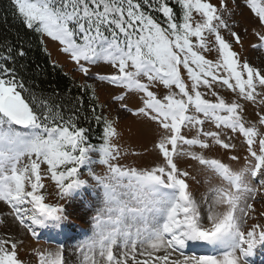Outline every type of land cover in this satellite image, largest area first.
<instances>
[{
    "label": "snow or ice",
    "instance_id": "snow-or-ice-1",
    "mask_svg": "<svg viewBox=\"0 0 264 264\" xmlns=\"http://www.w3.org/2000/svg\"><path fill=\"white\" fill-rule=\"evenodd\" d=\"M230 2L235 0H12L21 23L58 42L85 77L125 90L114 99L142 93L143 106L134 114L163 130L155 145L163 164L150 169L120 164L126 153L113 143L118 133L112 122L93 109L91 118L105 126L101 142L91 143L78 126L77 111L65 115L62 103L25 89L8 66L14 57L7 50L0 57V202L14 221L33 237L37 228H61L66 211L47 201L44 177L66 200L88 184L80 178L84 167L100 199L92 233L77 247L80 264H249L255 247L264 244V224L247 223L258 213L250 201L264 199V67L235 50L244 41ZM246 3L256 17L251 34L258 43L252 47L264 49V0ZM212 51L216 60L205 55ZM100 64L114 71L93 72ZM157 84L167 89L162 98L151 90ZM79 87L87 91L92 85ZM218 87L235 98L226 100ZM248 105L255 120L246 118ZM121 108L128 110L126 104ZM206 122L216 130H206ZM185 129L194 130L191 138ZM230 134L242 136L245 144L238 171L191 150L233 149ZM179 157L198 161L227 187L209 188L198 201L188 183L194 178L175 162ZM97 164L105 167L103 174L94 170ZM18 243L0 237V264H24ZM199 249L207 251L196 254ZM37 255L39 264H67L62 249Z\"/></svg>",
    "mask_w": 264,
    "mask_h": 264
},
{
    "label": "rangeland",
    "instance_id": "rangeland-1",
    "mask_svg": "<svg viewBox=\"0 0 264 264\" xmlns=\"http://www.w3.org/2000/svg\"><path fill=\"white\" fill-rule=\"evenodd\" d=\"M212 2L214 4H218L219 0H212ZM229 7L234 9V20L238 22L236 30L240 32L244 41L243 49L239 46H235V50L241 52L242 57L247 58L249 62L254 65L264 67V51L262 49H255L252 47V45L258 43L257 38L251 34L252 29L255 27V14L251 11L250 7H248L246 0H235V3L230 2ZM196 18L198 19L199 17ZM245 27L249 29L247 34L243 32ZM223 34L226 39L229 38L227 33ZM43 39L53 61L61 64L65 70L70 71L80 82L83 81L90 83L95 88L102 105L101 115L112 122L118 133V136L113 139V143L120 146L122 153H126L121 156L119 163L130 167L136 166L139 169H150L163 164L162 155L155 147L163 130L159 129L158 125L154 122H149L142 116L134 114L136 109L143 106V104L138 105V103H141L142 101V94L130 93L133 98L128 97L127 99L130 100L129 104L134 107L127 106L128 110L122 109L121 104H124L125 102L114 99L118 94L122 93V90H120L119 87L113 86L105 81L85 77L83 73L78 70V68H75L76 64L70 59L69 55L61 50L62 46L58 42L51 40L47 36H43ZM205 55L208 59H217V53L215 51L206 52ZM92 71L105 75L111 74L114 69L109 65L100 64L93 67ZM152 89L160 98L167 94V89L162 85H154L152 86ZM201 91H204V89H201ZM218 91L225 97L226 100L231 101L235 98L234 94L226 88L218 87ZM252 108V105H248L246 118L255 120ZM140 117L144 120H139ZM140 122H147L151 125L155 134L152 135V131L149 129L148 124L144 123L143 125ZM204 127L206 130H216L214 125L208 122L205 123ZM193 132L194 130L192 133ZM230 135L235 137L231 141L236 145L233 149L225 150L219 146L213 145L211 149L209 148L207 150H201L199 147H195L191 150L202 152L204 156H208L209 158L220 159L224 163L229 164L233 170L238 171L244 166L243 156L246 155L245 144L242 136H239L238 134ZM231 156H238L241 157V159L238 161L231 160ZM174 159L181 170L188 171L190 177L194 178L189 179V182L191 183L190 186L192 185V187H190V191H192L198 201H202L204 199L209 188L217 185L227 187V183L225 181L217 178L215 176L216 174L200 165L198 161L193 160L191 157H179ZM41 167L42 170L46 169V165H42ZM94 170L98 174H103L106 169L105 167H102V165L97 164L94 166ZM81 178L87 180L88 184L82 186V188L79 189L71 198L60 200L56 195L54 182L50 180L49 176L44 177V183L47 188V191L45 192L47 201L62 204L66 211L67 222L61 226V229L67 230L69 224L78 226L71 219L73 217L79 219V221H81L80 218L83 219L85 222L83 226L88 229V232H86L85 235L74 233V236L66 238L65 244L62 242L57 243L54 239L44 241L41 238V232H44V228H40L39 231L36 230V232L40 234L37 237H33L22 226H20L18 222L14 221V218L10 215L11 210L9 206L0 202V237L8 236L14 238L15 241H19L18 256L22 261H24V264H39L37 252H55L58 249L63 250L64 258L67 264H80L81 258L77 251V247L92 233L91 217L95 215V208L98 206L100 199L99 189L94 186H90L94 185L95 182L87 175V172ZM251 182L254 186H256L257 182L255 180H252ZM85 195L88 196L87 200H84ZM209 202H211L210 196ZM250 202H253L254 207L258 209V213L253 214V218L247 222L248 225L255 223L263 224L264 217H261L259 212H264V199L258 198L257 200ZM90 204L92 205L91 207H89ZM63 230L57 234H60V236L63 235ZM77 230H80L79 226L77 227ZM259 246L262 245L258 244L255 248Z\"/></svg>",
    "mask_w": 264,
    "mask_h": 264
},
{
    "label": "trees",
    "instance_id": "trees-1",
    "mask_svg": "<svg viewBox=\"0 0 264 264\" xmlns=\"http://www.w3.org/2000/svg\"><path fill=\"white\" fill-rule=\"evenodd\" d=\"M157 18L163 19L159 14ZM9 49L14 62L8 61V66L15 69L16 77L23 82L25 89L62 103L65 115L77 111L78 126L86 129L91 143L99 144L105 125L91 118L93 109L95 115H99L100 111L93 87L87 91L79 87L83 83L76 81L69 71L52 60L42 36L21 23L13 9L12 0H0V57L7 55ZM20 51L24 52L22 57L18 55ZM53 93L58 95L53 96ZM22 94L27 96L28 92Z\"/></svg>",
    "mask_w": 264,
    "mask_h": 264
}]
</instances>
